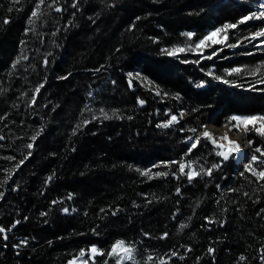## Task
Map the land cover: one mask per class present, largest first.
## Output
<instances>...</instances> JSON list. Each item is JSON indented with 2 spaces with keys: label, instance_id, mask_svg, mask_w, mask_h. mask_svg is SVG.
Here are the masks:
<instances>
[{
  "label": "trees",
  "instance_id": "trees-1",
  "mask_svg": "<svg viewBox=\"0 0 264 264\" xmlns=\"http://www.w3.org/2000/svg\"><path fill=\"white\" fill-rule=\"evenodd\" d=\"M37 2L0 0V264H69L81 250L84 264H117L107 254L117 240L132 247L121 264H264V178L200 133L214 113L217 124L264 115L249 66L261 52L246 43L263 22L237 23L242 0ZM225 24H237L225 30L235 50L200 58L210 49L196 44ZM247 138L264 170V135L251 126Z\"/></svg>",
  "mask_w": 264,
  "mask_h": 264
},
{
  "label": "rangeland",
  "instance_id": "rangeland-1",
  "mask_svg": "<svg viewBox=\"0 0 264 264\" xmlns=\"http://www.w3.org/2000/svg\"><path fill=\"white\" fill-rule=\"evenodd\" d=\"M242 2H244L246 4L247 8H249V9L252 8L251 13H257V5H258L259 0H242ZM217 4L218 3H215L214 6L217 5ZM253 4H254V6H253ZM238 6H239V3L238 4H236V3L234 4V7H238ZM242 17H244V16H242ZM255 20H258V19H255ZM260 21H264V20H260ZM260 29H264V26L262 28H260ZM213 31H215V29H211L208 32V34L213 32ZM212 40L223 41V42L222 43L213 44ZM228 40H229V38H228V36L226 34V31L222 30L220 33H217L216 36H214L210 40L206 41L205 44L207 46L206 47L205 46H201V48L198 49L196 51V53L197 54H199V53L204 54L207 49H210V52H209L208 55H202L200 57L203 60L208 62V61L211 60L208 57L212 56L213 52L216 53L220 49H224V48H228L230 50H235V47H229L228 45H236L238 43L237 42H235V43L229 42ZM261 40H264V37H258L256 39H253L251 37L249 42H246V43L249 44L251 46V48H252L251 51L249 53H247V54H251L252 57H258V55H257V54H259L258 52H261L260 58H258L259 61L258 62H253L249 66H250V68H252L251 70L254 71L252 76L255 78V80L263 82L264 81V44H261ZM216 45H217V47H216ZM244 46H248V45H244ZM224 60L225 59L222 58V57L219 58L220 62H224ZM185 61L196 62V60L194 58H189V59H187ZM255 64L258 66L257 68H256ZM127 73H128V75H129V73H131L132 74L131 77L134 78L140 86L145 87L146 89H149L153 93H159L160 94L159 89L149 79H145V77H141L140 75H139V77H137L136 74L138 72L133 71V70L130 71V72H127ZM250 87H256V86H250ZM89 96H91V97H88V99L92 98V95H89ZM87 103L89 104L90 102L88 101ZM179 112L185 114V111L183 109H179ZM157 113H158V110H157ZM172 115H174V114H172ZM252 115H256V114H245V115L234 114L232 116L244 117V116H252ZM258 115H260V114H258ZM171 116L169 117V119H171ZM157 117H158V114H157ZM212 118H213V116L211 117V119ZM169 119H166V120H169ZM208 122H210V123H203V127L201 128L200 133H203V132L207 131L209 126L221 127V128H224L225 130L228 129V130H230L231 133H235V134L242 133V132L245 133L247 131V130H245L244 124L243 123H238L237 121H229V122H226V123H223V124H217L215 122H211L210 120ZM234 125H237V126L234 127ZM251 126H253L254 129L256 130L257 128H261L262 126H264V124H262L261 121H257V122H255L254 125L253 124H249L247 129L249 127H251ZM207 132L210 133V137H212L215 142H217L220 145L222 144V146L224 145V148L231 149L234 146L231 143V141H234V140L231 139V137L227 136V139H223L222 138V137L225 136V134L227 135V133H223V132L215 133V132H211V131H207ZM190 137L192 138L191 142H193L195 136L191 135ZM244 138L247 139V137H245V136H244ZM248 141H251V140L248 139ZM234 142H236V141H234ZM244 142H245V140H244ZM245 146H246L247 152H249V153H247L248 155H245V157H244V159L247 158L246 161L242 160L241 163H240V165L243 166V167H244L245 164H249V161L251 160V156L253 155L252 152L250 151L251 147L247 145V142H246ZM240 150H242V147H240ZM195 171L196 170L193 168V166L190 165L189 166V172H195ZM124 248H130L131 251L130 252L124 251ZM90 253L94 254L92 251H90ZM87 256H88L87 253L84 252V255L80 254L78 257L74 258L71 261V264H84L86 262V260H87ZM111 257L114 258V261L117 264H121L123 259H132L133 258L132 247L128 246L127 244L124 243L123 246H119L117 248V251Z\"/></svg>",
  "mask_w": 264,
  "mask_h": 264
},
{
  "label": "snow or ice",
  "instance_id": "snow-or-ice-1",
  "mask_svg": "<svg viewBox=\"0 0 264 264\" xmlns=\"http://www.w3.org/2000/svg\"><path fill=\"white\" fill-rule=\"evenodd\" d=\"M52 2H53V4H55V3H56V0H52ZM43 3H44V0H38V2L36 3V9L38 10V9L40 8V5L43 4ZM73 7H76V4H75V3L73 4ZM10 10H11V9H10ZM56 11H61V9H60V8H57ZM37 14H38V13H37L36 10H34V11L32 12V16H33V17H36ZM253 19L264 20V11H261V12H259V13H251L249 16H244V17H242L241 20L238 21L237 23L242 24V23H245V22H247V21H249V20H253ZM29 23H32V20H31V19L29 20ZM236 27H237V24H225V25L223 26V30H227V29H230V28L234 29V28H236ZM221 31H222V29L217 28V29H215V31L209 33V34H208L207 36H205L203 39L199 40V42L196 44V49H200L201 46H205V47H206L207 45L205 44V42L208 41V40H210L212 37L216 36V34H217V33H220ZM184 35H186L187 37L191 38L194 34L191 33V32H189V33H185ZM258 37H264V29H260L259 31H257V32H255V33L252 34V38H253V39H256V38H258ZM222 42H223V41L212 40V43H213V44H216V43H222ZM261 44H264V40H261ZM228 46H229V47H235V45H228ZM189 50H191V49H189ZM162 51H163V50H162ZM177 51H179V52H183V51H185V48H177L176 50L171 51V52H168L167 54H168V55H176V52H177ZM212 55H216V53L213 52ZM208 58L211 59V56H209ZM227 71L229 72V74H231V73H238V72L241 71V69H239V68H233V69H230V70H227ZM136 75H137V77H139V73H137ZM129 76H132V74L129 73ZM145 79H147V78H145ZM217 79H220V78L217 77ZM225 82L227 83V81H225ZM130 83H131V81H130ZM202 84H203V82H201V85H202ZM201 85H197V86L199 87V86H201ZM41 87H42V85H41ZM37 91H39V89H37ZM157 94H159V93H157ZM178 96H179V94H177V98H178ZM139 103H140L141 105H143V104L145 103V101H143V100H139ZM101 111H103V110H101ZM183 115H184L183 113H180V117H182ZM105 118L107 119V118H109V117H107V115H105ZM129 119H130V117H129ZM229 121H237L238 123H243L244 126H245V130H247V127H248L249 124H253V125H254L255 122H257V121L264 122V115H252V116H244V117H241V116H231V117H229ZM174 122H178V117H177L176 115H172V116H171V119L167 120L165 123H163V125H157V127H161V126H162V127H164V128H167V127H169L170 125H172ZM84 123H88V121H85ZM236 126H237V125H234V127H236ZM191 131L195 132L196 129H191ZM256 131H257L260 135H264V126H262L261 128H257ZM202 135L205 136V137H208V136H210V133H208L207 131H205V132L202 133ZM222 138H223V139H227V135L225 134V136L222 137ZM32 139L35 140L36 137L33 136ZM189 140H192V138L189 137ZM198 140H199V138L197 137V138H196V142H193V143L191 144V147H190L189 150H188L189 152H191L192 149H194V148L197 147V142H198ZM231 143H232L234 146L230 149V152H233V153H234V152H237V151L240 150V145H239L238 143H236V142H234V141H231ZM252 143H253L252 141H248V144H249V145H251ZM27 147H28V148H32V144L27 145ZM255 152H260V153L264 154V152H262V149L259 148V147H257V148L255 149ZM30 154H31V153H29V155H30ZM219 155L223 156L224 159H228V155H229V153L221 152V153H219ZM258 160H259V157H258L257 155H255V154H253V155L251 156V161L249 162V164H245L244 167H245L246 170L252 171L253 175L257 176L258 178H264V170L256 171V170H254V169L251 168V163H252V162H255V161H258ZM23 162H24L23 160L20 161L21 164H22ZM172 163H176V162H172ZM190 163H191V162H190ZM261 163H264V161H262ZM17 167H19V165H17ZM218 167H219V165H216V164L212 165V168H218ZM184 168H185V165L181 163V164H180V171H181L182 173L184 172ZM138 171H139V170H138ZM211 171H212V169H208V170H207V172H208L209 175H211ZM149 172H150V170H147V171L141 172V174H142V175H148ZM155 175H157V176H162V175H167V173H159V172H158V173H155ZM196 175H199V173L189 172V173L187 174L189 181H191V180L193 179V177L196 176ZM242 175H243V173H242ZM48 179L51 180L52 177H49ZM177 192H179V189H177ZM2 195H3V193H0V196H2ZM69 198H71V197H69ZM54 203H55V202H54ZM63 211L67 213V212L69 211V209L65 208V209H63ZM102 211H103V210H102ZM42 215H44V213H42ZM16 223L18 224L19 221H16ZM13 227H15V224L13 225ZM181 227H185V225H181ZM4 231H5V229H4L3 227H0V233H3ZM164 235L167 236V233H165ZM5 238H6V237H5ZM23 243H26V241H24ZM124 243H125V242L122 241V240H117V241L112 245V250H111L109 253H107V254H108V255H113V254L117 251V248H118L119 246H123ZM91 251H92L93 253H97V252H98V249L96 248L95 245H93L92 248H91ZM124 251L130 252L131 249H130V248H124ZM208 251H209V253H211V252H213L214 250H213L212 248H209ZM99 252H100L101 255L104 254L102 250H99ZM81 255H84V251H83V250H81ZM173 255H175V253H173ZM241 259L243 260L244 257H241ZM69 264H71V262H69ZM105 264H107V262H105Z\"/></svg>",
  "mask_w": 264,
  "mask_h": 264
},
{
  "label": "bare ground",
  "instance_id": "bare-ground-1",
  "mask_svg": "<svg viewBox=\"0 0 264 264\" xmlns=\"http://www.w3.org/2000/svg\"><path fill=\"white\" fill-rule=\"evenodd\" d=\"M253 6H254V4H253ZM185 115L186 114H184V116ZM209 120H207L205 123H210V122H208ZM207 131H211V132H215V133H218V132L227 133V136L231 137L232 140L236 141L240 145V147H242L241 153H245V155H247L248 152H247V149H246V146H245L247 140L244 138L245 135H243V133L235 134V133H231L228 129L225 130L224 128H221V127H212V126H209ZM244 140H245V142H244ZM173 149H174V147H173ZM242 160H244V156L243 155H241V161Z\"/></svg>",
  "mask_w": 264,
  "mask_h": 264
},
{
  "label": "water",
  "instance_id": "water-1",
  "mask_svg": "<svg viewBox=\"0 0 264 264\" xmlns=\"http://www.w3.org/2000/svg\"><path fill=\"white\" fill-rule=\"evenodd\" d=\"M227 153V152H226Z\"/></svg>",
  "mask_w": 264,
  "mask_h": 264
}]
</instances>
